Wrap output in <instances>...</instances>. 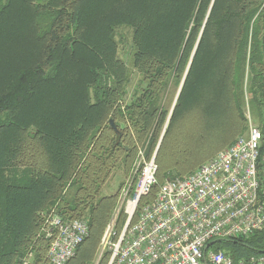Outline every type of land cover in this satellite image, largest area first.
Here are the masks:
<instances>
[{
  "label": "trees",
  "instance_id": "16d2710c",
  "mask_svg": "<svg viewBox=\"0 0 264 264\" xmlns=\"http://www.w3.org/2000/svg\"><path fill=\"white\" fill-rule=\"evenodd\" d=\"M122 27L139 77L128 101ZM246 107L263 152L264 0H0V264L44 260L52 211L86 221L67 264H90L116 205V192L101 195L114 169L157 150L151 198L243 134ZM211 248L264 253V229Z\"/></svg>",
  "mask_w": 264,
  "mask_h": 264
},
{
  "label": "built area",
  "instance_id": "2783aa9c",
  "mask_svg": "<svg viewBox=\"0 0 264 264\" xmlns=\"http://www.w3.org/2000/svg\"><path fill=\"white\" fill-rule=\"evenodd\" d=\"M261 133L248 118L245 135L183 177L156 184L154 155L143 152L132 167L134 183L119 192L116 209L100 240L107 264H264V253L240 257L212 247L216 239L247 237L264 229V151ZM132 175V174H131ZM120 212L124 217L117 230ZM43 233L48 248L42 262L67 264L88 236L83 219L52 211ZM22 264H34L29 255Z\"/></svg>",
  "mask_w": 264,
  "mask_h": 264
},
{
  "label": "rangeland",
  "instance_id": "374dc122",
  "mask_svg": "<svg viewBox=\"0 0 264 264\" xmlns=\"http://www.w3.org/2000/svg\"><path fill=\"white\" fill-rule=\"evenodd\" d=\"M116 38H117V42H118V49H117L118 57L122 61H124L126 63V65L129 66V71L132 73L131 82H130V84L127 87L128 88L127 89L128 92H127L126 100L128 101L129 98L131 97V94L134 92L135 84H137V82L139 80L138 79L139 77H138V74L136 73V71L133 70L130 67L131 54H132L131 30L128 29V28H125V27L120 28L118 30V35L116 36ZM245 114H246V117H247V121H248V118H249L251 120V122L256 127H258L257 122L254 120V117H253V115H251L248 107H246ZM247 128H248V126H247ZM246 132H247V129L241 135H245ZM219 150L221 151L222 149H219ZM139 151L143 152L144 158L147 159L146 155H145V150L143 148H139L138 151H137V154H136V158H135V160H134V162H133V164L131 166V169H130L129 173H127L126 175H123L121 170L114 169V172L111 174L109 179L106 181V183L101 188V195L113 194L115 192L117 193L116 194L117 197H116V203L115 204H117V202H118L119 192L121 191V188L125 184H131V183L133 184L134 183V179H135L136 175H134L131 172H132V167H133V165H134V163H135V161H136V159L138 157ZM216 152L218 153L219 151L217 150ZM153 155H154V153L152 154V156ZM115 207H116V205H115ZM115 207H114V209H113V211L111 213V216H112V214L114 213V211L116 209ZM120 215H122V212H120ZM100 250H101V248H100V243H99L97 251H96V254H95V256H94V258H93V260H92V262L90 264H99V262L102 260L103 254L105 252H107L108 249L106 248L105 251L102 253V255L100 253Z\"/></svg>",
  "mask_w": 264,
  "mask_h": 264
},
{
  "label": "water",
  "instance_id": "95a60500",
  "mask_svg": "<svg viewBox=\"0 0 264 264\" xmlns=\"http://www.w3.org/2000/svg\"><path fill=\"white\" fill-rule=\"evenodd\" d=\"M183 80H184V78H183ZM183 80H182V82H181V84H180V86H179V89H178V92H177V94H176L175 100H174V102H173V104H172V108H171V111H170V115H171V112H172L173 107H174V105H175V101H176V99H177V97H178V95H179L180 89H181V87H182ZM170 115H169L168 119L170 118ZM110 123L112 124V121H110ZM156 151H157V150H155V152H154V159H155V156H156Z\"/></svg>",
  "mask_w": 264,
  "mask_h": 264
}]
</instances>
